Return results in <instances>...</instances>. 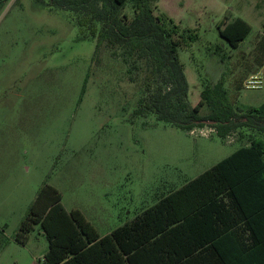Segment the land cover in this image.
Returning <instances> with one entry per match:
<instances>
[{"label":"rangeland","instance_id":"obj_1","mask_svg":"<svg viewBox=\"0 0 264 264\" xmlns=\"http://www.w3.org/2000/svg\"><path fill=\"white\" fill-rule=\"evenodd\" d=\"M154 5L155 14L199 35L179 52L192 106L205 87L200 75L211 85L223 79L236 106L264 103V87L237 90L250 70L264 77L255 61L257 29L237 49L219 34L223 20L243 14L232 13L226 0ZM124 13L133 19L131 4ZM130 66L120 52L99 46L97 33L70 11L37 0L0 6V264H42L49 244L40 226L26 244L16 238L46 185L58 190L67 211H81L104 234L248 143L239 132L223 140L201 134L209 126L191 133L138 114L140 79L131 81Z\"/></svg>","mask_w":264,"mask_h":264},{"label":"trees","instance_id":"obj_2","mask_svg":"<svg viewBox=\"0 0 264 264\" xmlns=\"http://www.w3.org/2000/svg\"><path fill=\"white\" fill-rule=\"evenodd\" d=\"M37 1L72 12L81 26L97 33L99 46L121 53L131 65L128 73L136 75L131 81L140 79L138 114H154L187 132L209 126L223 140L239 132L248 143L104 238L79 210L67 211L58 190L46 185L28 209L17 241L26 244L34 226H40L49 244L42 264H264V103L236 106L223 79L211 85L200 75L205 87L192 106L179 52L199 35L182 31L165 13L155 14L157 0ZM128 4L131 20L124 13ZM218 29L234 49L252 32L240 17L223 20ZM255 61L264 65V39ZM237 87L244 89L241 82ZM204 107L209 112L201 115ZM193 192L201 201L186 212L185 198ZM222 197L227 201L218 200ZM195 217L207 219L192 232L188 228Z\"/></svg>","mask_w":264,"mask_h":264},{"label":"crops","instance_id":"obj_3","mask_svg":"<svg viewBox=\"0 0 264 264\" xmlns=\"http://www.w3.org/2000/svg\"><path fill=\"white\" fill-rule=\"evenodd\" d=\"M226 2H228V4H230L232 6V13H238V14H243V16H245V19L249 20L250 22H248L251 26H252V32L257 29V34L255 35V42L258 41L257 44H260V42L262 41V39H264V0H226ZM230 18L234 19L237 17H233V15L230 16ZM242 18V17H240ZM244 19V18H243ZM252 23L254 25H252ZM251 32V33H252ZM264 66V65H263ZM256 73H260V71H254V70H250L249 72H247L241 79L239 82H241L243 84V82L249 78L251 75L256 74ZM238 82V83H239ZM238 86V85H237ZM263 104V103H262ZM261 104V105H262ZM260 105V106H261ZM259 107V106H258ZM250 108V107H249ZM200 176V175H199ZM198 177V176H197ZM196 177V178H197ZM195 179V178H194ZM192 179V180H194ZM190 180V181H192ZM190 181H186L181 187L179 188H172L170 189L167 193L162 194L159 198L157 203H159L164 197L170 195L171 193L179 190L180 188H182L183 186H185L187 183H189ZM185 202L183 204V209L186 212H191L193 211L195 208H197V206L199 205L200 201L199 199H197L195 197L194 192L190 194L189 197L185 198ZM218 200H222L223 202H226L227 199L225 197H222ZM156 203V204H157ZM155 204V205H156ZM155 205H153L152 207H154ZM150 207V208H152ZM148 208V209H150ZM179 209H181L179 207ZM147 209H145L144 211H142L141 213L137 214L136 217L131 220V221H127L126 223H124L122 226L129 224L131 222H133L138 216L142 215ZM81 212V211H80ZM82 213V212H81ZM83 214V213H82ZM195 214V213H193ZM84 216V215H83ZM85 217V216H84ZM86 218V217H85ZM202 219H207V217L205 218H200V217H195L193 222H191L189 224V228L192 232L197 231L199 228H197V223L199 226H204L203 224L199 223L200 221H202ZM87 220V219H86ZM88 221V220H87ZM89 222V221H88ZM92 226L93 224L90 223ZM214 224L211 225V227H213ZM117 227L116 229L109 231L107 233L101 234L98 232V230L95 228V230L97 231V233L99 234L100 238H104L108 235H111L115 230L119 229L120 227ZM209 228V227H207ZM47 253V252H46Z\"/></svg>","mask_w":264,"mask_h":264},{"label":"built area","instance_id":"obj_4","mask_svg":"<svg viewBox=\"0 0 264 264\" xmlns=\"http://www.w3.org/2000/svg\"><path fill=\"white\" fill-rule=\"evenodd\" d=\"M264 87V77L261 73L251 75L243 82V88L246 90H261ZM201 134L208 136L209 133H215L214 129L201 130ZM195 133V131H191Z\"/></svg>","mask_w":264,"mask_h":264}]
</instances>
